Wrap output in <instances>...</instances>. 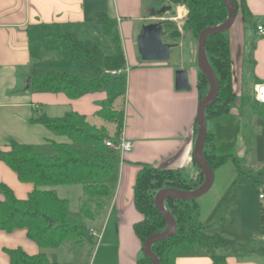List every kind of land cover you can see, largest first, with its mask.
<instances>
[{"label":"crops","instance_id":"obj_1","mask_svg":"<svg viewBox=\"0 0 264 264\" xmlns=\"http://www.w3.org/2000/svg\"><path fill=\"white\" fill-rule=\"evenodd\" d=\"M236 1L238 11L226 33L231 57L232 88L234 95H237L236 99L238 98L231 107L230 115L240 123L242 121L247 124L246 128L250 130L245 135L246 138L241 143L239 141L233 158L229 160L235 168L234 173L239 177L245 175L247 179L243 182L235 179L228 181L220 202H217V206H220L223 198L229 195V211L224 214L226 219L220 218V228L227 229L220 237L226 240V246L219 238L206 234L215 224L211 221L212 216H208L214 210L201 221L198 219L197 205L193 217L201 225L198 236L205 245L178 256L174 264H264V235L260 234V208L256 205L259 203L261 207L264 202L258 198L264 186V155L260 157L264 106L249 103L253 84L264 82V37L257 38L256 32V27L264 24V0ZM240 2L243 3L244 12ZM154 7L155 0H0V152H7L9 143L14 141L32 145L47 155L51 152L49 144L66 142L63 137L54 135L34 122L33 119L40 114L55 119L68 113H77L97 129L105 128L111 137L108 128L100 122L102 119L96 113L107 98H114L112 108L122 112L123 123L119 135L117 138L113 135L112 138L115 143L130 142L131 150L118 153L116 177L110 195L92 199L94 211L89 213L86 208L88 217L83 216L89 225V237L97 238L98 247L95 248L97 250L93 260L96 264H137L143 256L141 242L134 231V225L141 221L142 216L133 201L135 178L143 166L179 172L183 177L196 173L197 166L192 160L198 134L196 114L204 100L196 88L197 69H177L170 62L171 56L166 63L144 62L138 53L137 37L143 26L153 23L149 21L154 18L151 14ZM174 8L175 20L185 18V7ZM97 13H104L117 22L125 57L123 85L111 82L104 89L81 93L76 98L62 92L36 88L32 81L46 72L84 80L93 78L88 68L75 59L74 63L73 58L65 53V44H54L50 39L44 38V35L70 33L79 44L94 46L99 61L102 60L100 55L104 57L114 53V47L112 53H109L112 43L97 24ZM184 34L185 32H181L180 38L175 42L183 40ZM249 39L252 40V45L247 43ZM188 41V55L192 58L191 43ZM174 43L171 50L177 47ZM107 51L108 55L105 54ZM244 69L250 71L249 91L242 90ZM178 70L187 72L189 91L175 89L174 75ZM27 79L29 87L25 85ZM120 99L123 106L118 110L116 103ZM207 125L213 130L215 122H207ZM252 126H256L257 132ZM57 137L63 140H54ZM215 171L212 173L211 189L215 185ZM255 172H259L260 180L254 177ZM0 184L8 187L17 199H26L34 188L31 183L20 182L2 161ZM246 184L253 187L256 194V200H253L256 211L252 208L253 212L241 213L239 210L244 206L243 197H239L237 192L242 194ZM220 186H216V192L223 188ZM234 195L238 197L237 201L234 200ZM1 200L3 195L0 193ZM82 214L84 215L83 212ZM25 236V229L12 232L0 230V264H9L11 250L19 249L27 255H37L39 252L45 255V251L58 249L63 245L42 249ZM223 247L227 248L222 250ZM211 256L216 257L217 261ZM46 259L49 264H58L47 257Z\"/></svg>","mask_w":264,"mask_h":264},{"label":"trees","instance_id":"obj_2","mask_svg":"<svg viewBox=\"0 0 264 264\" xmlns=\"http://www.w3.org/2000/svg\"><path fill=\"white\" fill-rule=\"evenodd\" d=\"M174 1L179 3L180 0ZM182 2L187 9L182 31L191 32L197 39L199 33L205 29L221 26L228 19V10L223 0H182ZM232 2L237 13L238 3L236 0ZM240 4L244 12L243 3ZM95 19L115 50L110 56L100 55V58L102 57L100 66L94 59L97 58L96 48L88 43L79 44L74 35L64 32L43 36L54 44H65V53L88 68L93 78L84 80L75 76L46 72L32 81L36 88L62 92L71 98H76L81 93L104 89L114 79L119 82L125 81V74L113 78L103 73L114 70L124 71L125 57L117 22L104 13H97ZM162 26L165 33L161 36L163 43H168L167 33L171 39L180 38L176 26L167 23ZM226 33L227 31L213 34L205 40V54L217 78L219 88L214 103L205 110L203 116L205 125L210 121L215 122L213 130L207 125L203 149V158L212 173L233 158L242 130L239 121L230 116L231 105L236 96L232 88L231 57ZM202 82L208 84L205 76L197 71L196 88L199 93L204 88L201 86ZM113 100L114 98L105 99L96 116L115 125L114 136L117 138L122 127L123 115L121 111L112 110ZM250 101L256 103L253 95ZM33 120L54 135L63 137L66 142L49 144L51 152L47 155L42 154L32 145H23L14 141L9 143L7 152H0V161L16 174L18 180L34 186L26 199H17L8 187L0 184V193L3 195V200L0 201V230L12 232L16 229H25V237L42 249L55 248L66 242L78 244L82 241V228L69 217V202L59 198L53 188L78 185L82 188L83 194L90 199L109 196L115 182L116 161L119 154L105 145V140L109 137L104 129H97L89 124L84 116L77 113H68L55 119L40 114ZM192 160L194 162V159ZM233 162L238 167L235 159ZM199 173L198 181L187 183L179 172L142 167L136 175L133 189L134 206L142 216L141 221L134 225V231L141 245L167 224L165 217L154 205L153 191L172 189L193 192L204 181V173L200 169ZM84 207L82 206L81 210L84 216L88 217V211ZM164 208L174 218L176 230L166 240L152 244L150 252L158 258L160 264H174L178 256L191 249L202 247L205 243L198 236L201 225L199 223L197 225L195 220L191 222V218L194 219L192 215L197 210L196 200L186 202L165 199ZM260 213V234L264 235V208ZM49 220H52V226L49 225ZM211 258L217 261L216 257L211 256ZM9 264H49V262L40 252L37 255H27L26 252L16 249L9 251ZM137 264H153V261L143 255Z\"/></svg>","mask_w":264,"mask_h":264},{"label":"rangeland","instance_id":"obj_3","mask_svg":"<svg viewBox=\"0 0 264 264\" xmlns=\"http://www.w3.org/2000/svg\"><path fill=\"white\" fill-rule=\"evenodd\" d=\"M175 6L176 7L177 6L185 7V10L187 12L186 6H185V4H183L182 0H180L179 3H175L174 0H155L154 11L159 12V14H158V16H154L153 20L149 21V22L159 23L161 26L162 32H163L162 24L167 23V24H173L174 26L177 27V29L180 33L181 32L184 33V31H182V24L186 21V16L182 20H175L176 19V15L174 12ZM170 9H172V10H170ZM175 11H176V9H175ZM163 34L165 35V33H163ZM166 37H168V39L166 38V41L168 43H171V45L175 42V39H171L169 37L168 33L166 34ZM249 37L250 36H248V38ZM260 37L261 36H258L257 38H260ZM188 40L191 43L190 47L192 49V51H191L192 52V58H189V55H188L189 51H188V46L186 43ZM247 43L252 45V40H250V39L247 40ZM174 44L177 45V47H175V49H172L170 52V56H171L170 62H173L177 69L186 68L188 71H190L191 70L190 68H192V69L196 70L197 69L198 39L195 38L191 32L187 31L184 34V39L180 40L178 43L175 42ZM253 44H255V42ZM110 47H111V52H109V53H112L113 46L110 45ZM108 51L105 53L106 55H108L107 54ZM250 51H251V48L248 49V52H250ZM205 57H206V54H205ZM94 59H95L97 65L100 66L101 60L99 61V58H96V57H94ZM206 60L208 62L207 57H206ZM74 63H76L75 60H74ZM162 63H166V62H162ZM208 65H209V63H208ZM86 70H88V69H86ZM197 71H198V69H197ZM211 71H212V69H211ZM107 72L108 71H105L103 73L106 74ZM249 72H250L249 69L247 71L244 69L242 72L243 73V75H242V87H243L242 90L243 91H246V90L249 91L250 82H251V79L248 77ZM110 76H112L113 78L116 77L113 75H110ZM85 77H87V74H85ZM92 77H93V74H92ZM214 79L217 82V78H215V76H214ZM27 81H28V79L25 81L26 86H27ZM113 82H115L121 86L123 85V82H121V81L119 82V81H117V79H114ZM201 86H202V88L204 87L203 90H201V94L203 95L202 97H204L203 99H205L209 95L211 88H210L209 84L204 83V82L201 83ZM237 100H238V98L235 99V101L232 103L231 107L236 104ZM121 103H122L121 99L116 103V106H117L116 108L118 110L122 109L123 104H121ZM249 103L251 104L250 101H249ZM112 110H114V109L112 108ZM114 111H116V110H114ZM111 114H113V113H111ZM100 122L105 124V127L108 128L109 133L111 135V137L108 136L109 138L106 139L105 142L108 140L114 142L112 137H113L114 131L116 129L115 125L108 123V122H105V121H102V120ZM239 124H240V127L242 129L241 130L242 134L239 138V141L241 143L242 140L244 139L245 135L249 133L250 129L247 130V128H246L247 124L243 123L242 121H241V123L239 122ZM257 125H259V121H258ZM261 126H262V128H261L262 129V131H261L262 132V139H261L262 147H261V151H260L261 154L259 153L260 157L262 155H264L263 154L264 153V123H262ZM205 127L207 128V124L205 125ZM252 127H254L253 129L255 130V132H257L256 126H252ZM102 129H104V131H106L105 128H102ZM57 138L58 139H54V140H57V141L63 140L60 137H57ZM239 141H237V143H239ZM233 168H234L233 164L230 160L228 162H226L223 166L218 168L214 173L215 174V185H214V187L211 190H209V192H207L205 195L196 199L198 209H199L198 210V212H199V218L198 219L199 220L202 221L208 215V213H210V212H212V210H214L208 216H212L211 221L215 224L212 227V229H209V230L207 229L208 232L206 234H210V235L214 236L216 239L219 238V240L222 241V244L224 246H226L227 242L225 239H220V237H222V235L224 234L223 232H225L227 229L225 227L220 228V225L222 223L220 218H223L224 214L228 213V211H229V203H230V202L228 203V196L229 195L223 198V200H222L223 203L220 204V206H217V202L218 203L220 202V199H221L220 197H221L223 190L226 187L228 181H232V180L234 181V179H235V181H237V182H243V181H246L245 179H247V177H245V175H242L240 177L237 176L234 173ZM194 169H195V167H194ZM195 170H196V173L195 174L193 173L194 175H192V176L187 175L186 177H183L184 178L183 180H185V182H187V183L194 181V180L198 181L197 180V179H199L198 174H200L199 169L196 168ZM253 175L255 178H258L257 180H260L259 179V177H260L259 172H257V173L255 172V174H253ZM203 179L205 180V177ZM203 183H204V181H203ZM217 185L223 186V188H221V190L219 192H216V189H215ZM162 186H164V185H162ZM201 186H199V188L195 189V191H198L199 189H201L202 188ZM164 188H169V187H164ZM54 190L60 198L67 199L69 201V217L71 219H73L80 226V228H82L83 237H82V241L78 244H75L73 242H66L58 249H52L50 251H45L46 257L50 261H53V262L56 261L58 264H96L93 260L95 258L96 250H97V249L95 250V248L98 247L97 238L96 237H89V233H88V226L89 225L86 221H84L85 217H83L84 215L80 211V208L82 206H85L84 209L87 208L89 213L93 212L94 211V209H93L94 208V200L85 196L81 191V187L78 185L56 187V188H54ZM162 190L163 189H161L159 191H162ZM164 190L176 191V192H180V193H191V191L187 192V191H178V190H172V189H164ZM253 190H254L253 187H250L246 184V187H243L242 194H240V192H237L239 197L241 195L243 197L242 201L244 203V206H241V208L239 210L241 213L243 211L244 212H246V211L247 212H253L252 208H254V210L256 211V207H253V205H254L253 200H256V194H254ZM159 191L154 190L153 192L156 195ZM195 191H193V192H195ZM234 200L235 201L238 200V197L236 195H234ZM163 203H164V201H163ZM162 205L164 207V204H162ZM256 205L258 208H260L259 212L262 208H264V202H262L261 207H260L259 203L258 204L256 203ZM259 218H260V216H259ZM191 219H192L191 222H194V219L193 218H191ZM224 219H226V218L224 217ZM197 225H198V223H197ZM166 228H167V224H166L165 228L161 229L160 232H157L156 234L164 233ZM222 229H224V230H222ZM226 248L223 247L222 250H224Z\"/></svg>","mask_w":264,"mask_h":264},{"label":"water","instance_id":"obj_4","mask_svg":"<svg viewBox=\"0 0 264 264\" xmlns=\"http://www.w3.org/2000/svg\"><path fill=\"white\" fill-rule=\"evenodd\" d=\"M225 6L228 10L227 21L218 27L208 28L199 33L198 36V48H197V69L202 75L205 76L209 86V95L200 103L196 114L197 122V139L194 150V162L198 169L204 173V183L202 188L198 191L191 193H180L170 190L159 191L154 197V205L160 214L165 217L167 228L164 233L151 235L145 240L142 245V253L144 256L150 258L153 264H160L157 257L151 254L150 246L155 242L166 240L168 237L174 234L176 230V223L174 218L169 212H167L163 205L165 199H177L181 201H193L200 198L202 195L207 193L213 184V174L210 171L208 165L203 158V149L206 142L207 131L205 127L204 112L207 108L214 103L218 95V85L214 79V74L212 73L208 62L205 57V40L206 38L212 36L213 34H220L226 32L232 25L235 19V7L232 0H223ZM153 16H158L159 12L153 11L151 13ZM163 32L161 31V26L159 23H150L142 27L140 35L137 37V48L138 53L144 62H167L170 58V50L173 46L168 43H163L161 36ZM175 89L177 91H189V81L187 72L178 70L175 72ZM27 87H29V81L27 82ZM49 225L52 226V220H49Z\"/></svg>","mask_w":264,"mask_h":264},{"label":"built area","instance_id":"obj_5","mask_svg":"<svg viewBox=\"0 0 264 264\" xmlns=\"http://www.w3.org/2000/svg\"><path fill=\"white\" fill-rule=\"evenodd\" d=\"M256 32H257L258 36L264 37V24L258 25L256 27ZM107 74H110V75L117 77L119 75L125 74V71L114 70V71H108ZM252 95H253L254 101L257 104L264 106V82H258V83L256 82L255 84H253ZM105 145L108 148H111V149L117 151L118 153H126V152H129L131 150V143L128 141L120 142V143L119 142L114 143V142L108 140L105 142ZM258 198L264 201V186L261 189ZM92 232L93 231H90V233H92Z\"/></svg>","mask_w":264,"mask_h":264},{"label":"bare ground","instance_id":"obj_6","mask_svg":"<svg viewBox=\"0 0 264 264\" xmlns=\"http://www.w3.org/2000/svg\"><path fill=\"white\" fill-rule=\"evenodd\" d=\"M179 10H180V8H179ZM179 12V11H178ZM183 12V11H182ZM179 16V15H178ZM178 18H180V17H178Z\"/></svg>","mask_w":264,"mask_h":264}]
</instances>
